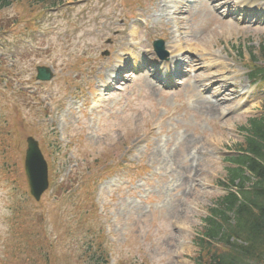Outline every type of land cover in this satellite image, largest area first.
Masks as SVG:
<instances>
[{"label":"rangeland","instance_id":"obj_1","mask_svg":"<svg viewBox=\"0 0 264 264\" xmlns=\"http://www.w3.org/2000/svg\"><path fill=\"white\" fill-rule=\"evenodd\" d=\"M28 3L0 13V135L18 172L33 137L51 181L34 201L23 176L0 177V264H88L92 253L109 264H194L225 159L264 110V86L247 77L251 59L262 61L264 0H68L33 26L39 8L27 18ZM155 39L181 58L173 83L132 71L88 113L114 64L136 62L126 49L143 66ZM36 66L53 77L35 80Z\"/></svg>","mask_w":264,"mask_h":264},{"label":"trees","instance_id":"obj_2","mask_svg":"<svg viewBox=\"0 0 264 264\" xmlns=\"http://www.w3.org/2000/svg\"><path fill=\"white\" fill-rule=\"evenodd\" d=\"M23 1H29L25 5L31 6L29 13L36 5L56 3L55 0H0V11ZM257 59L263 64H255L251 59L253 68L257 69L250 76L264 81V39ZM243 130L239 153L230 158L234 165L227 170L226 181L220 182L227 191L214 201L194 238L197 248L194 264H264V111L260 116L249 117ZM6 146V142L0 143L2 176L16 178L20 183L22 171L4 164V159L10 157ZM94 257L92 253L88 264H108L104 253Z\"/></svg>","mask_w":264,"mask_h":264},{"label":"water","instance_id":"obj_3","mask_svg":"<svg viewBox=\"0 0 264 264\" xmlns=\"http://www.w3.org/2000/svg\"><path fill=\"white\" fill-rule=\"evenodd\" d=\"M161 43H158V45ZM39 79H49L50 72L44 68H37ZM27 147L24 157V169L27 177L30 194L39 199L41 193L47 187V167L37 143L31 138L26 139Z\"/></svg>","mask_w":264,"mask_h":264},{"label":"bare ground","instance_id":"obj_4","mask_svg":"<svg viewBox=\"0 0 264 264\" xmlns=\"http://www.w3.org/2000/svg\"><path fill=\"white\" fill-rule=\"evenodd\" d=\"M218 1H220V0H218ZM249 5V4H248ZM158 11L160 12V13H162V12H164V8H160V9H158ZM177 47H179V46H177ZM195 49H196V47H195ZM177 51V50H176ZM128 52H130V53H133L131 50H129ZM127 52V53H128ZM129 56H131V54H128ZM144 69H146V68H144ZM169 69V65L168 64H166L165 66H164V72H166L167 70ZM163 73V72H162ZM224 73H227V71L225 70V72ZM117 78L116 77H114L113 78V80H116ZM221 84H219V85H217L216 87H219ZM215 87V88H216ZM208 110H209V112L210 113H212V112H215V108H213L212 106H209L208 107Z\"/></svg>","mask_w":264,"mask_h":264}]
</instances>
